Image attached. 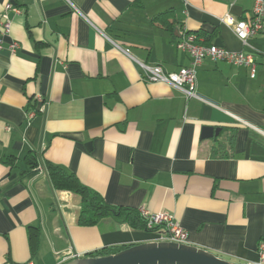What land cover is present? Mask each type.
Segmentation results:
<instances>
[{
  "label": "crops",
  "instance_id": "crops-1",
  "mask_svg": "<svg viewBox=\"0 0 264 264\" xmlns=\"http://www.w3.org/2000/svg\"><path fill=\"white\" fill-rule=\"evenodd\" d=\"M253 2L0 0V19L10 23L7 33L0 30V264H64L73 260L67 251L91 257L160 238L111 216L79 225V196L52 187L46 161L110 205L171 213L190 245L235 264L257 260L264 237V33L243 45L220 21L249 17ZM166 10L174 12L171 29L152 19ZM185 33L252 51L255 76L248 67L205 59L196 72L200 99L144 80L140 63L166 72L189 64L176 48ZM37 95L47 104L28 119ZM203 126L220 132L202 139ZM28 153L41 171L25 164ZM30 227L39 230L33 256Z\"/></svg>",
  "mask_w": 264,
  "mask_h": 264
},
{
  "label": "built area",
  "instance_id": "built-area-1",
  "mask_svg": "<svg viewBox=\"0 0 264 264\" xmlns=\"http://www.w3.org/2000/svg\"><path fill=\"white\" fill-rule=\"evenodd\" d=\"M6 8H9L8 4ZM220 21L229 25L241 43L246 45L249 37L264 33V0H254L249 17L234 19L230 15H225ZM9 29L10 23L0 19L1 32L7 33ZM202 41L203 39H199L195 34L185 33L176 42V48L188 54L189 64L179 68L177 71L166 72L159 65L148 66L144 63H140L143 70V79L147 82L167 83L181 91L187 98L196 97L200 99L195 92L196 72L205 59L213 62L224 61L237 67H248L251 77L255 76L256 61L252 51H231L222 46L213 44L206 45ZM15 45L16 44L12 45V48ZM125 51L128 52L127 50ZM35 100L38 106L26 113L28 119L38 112H43L47 104V100L41 95H37ZM5 128L9 129L7 126H5ZM36 168L41 171L43 166L37 164ZM138 212L146 223V229L160 232L158 241L188 244L187 231L181 227L171 213L163 210L154 212L145 207H140ZM66 255L69 259L79 257V255L71 251H67ZM257 256V260L249 264H264V237H261L258 241ZM24 264L33 263L32 261H27Z\"/></svg>",
  "mask_w": 264,
  "mask_h": 264
},
{
  "label": "trees",
  "instance_id": "trees-1",
  "mask_svg": "<svg viewBox=\"0 0 264 264\" xmlns=\"http://www.w3.org/2000/svg\"><path fill=\"white\" fill-rule=\"evenodd\" d=\"M152 19L154 20V23H157V25L165 29H171L175 20L174 12L172 10H166L160 14H157ZM199 34L204 35V32ZM199 34L197 35L199 36ZM24 161L30 170L37 167L38 163L36 156L33 153H28L25 156ZM7 163L11 165L12 160L7 161ZM44 165L49 181L54 189L70 191L79 196L81 201V207L77 216V223L79 225H96L104 218L111 216L115 217L119 222L128 224L131 228L146 229V223L137 209L110 205L96 191L83 185L74 173L69 172L65 168L52 164L48 161H46ZM26 173L27 171L25 170L22 173V176H24ZM28 235L31 255L33 256L38 248L39 230L35 227H30ZM127 247L111 250L103 249L95 253H89L88 255L91 257L109 255Z\"/></svg>",
  "mask_w": 264,
  "mask_h": 264
},
{
  "label": "water",
  "instance_id": "water-1",
  "mask_svg": "<svg viewBox=\"0 0 264 264\" xmlns=\"http://www.w3.org/2000/svg\"><path fill=\"white\" fill-rule=\"evenodd\" d=\"M220 127L203 126L200 137L209 139ZM64 264H235L190 244L151 241L129 246L113 254L75 258Z\"/></svg>",
  "mask_w": 264,
  "mask_h": 264
}]
</instances>
